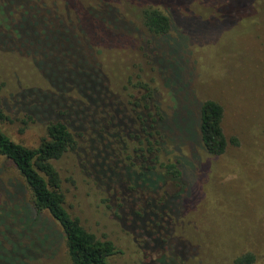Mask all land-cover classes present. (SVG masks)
<instances>
[{
    "label": "rangeland",
    "instance_id": "rangeland-1",
    "mask_svg": "<svg viewBox=\"0 0 264 264\" xmlns=\"http://www.w3.org/2000/svg\"><path fill=\"white\" fill-rule=\"evenodd\" d=\"M39 1L48 15L56 8L48 6L53 0ZM113 4L122 19L116 28L125 37L105 57L108 62L101 56V70L117 101L111 115L118 120L122 110L128 125L101 121L105 133L100 144L95 126L73 123L77 149L52 161L65 209L87 232L113 243L119 253L108 264H156L162 253L143 252L139 240L127 231L119 205L127 206L131 197L156 200L181 191L170 234L191 248L192 255L183 264H232L247 252L255 256V264H264V0H113ZM149 7L169 19L166 34H152L144 26L142 11ZM22 15L18 2L0 0V107L7 117L0 130L13 142L36 148L45 137L46 121L36 118L37 100L22 92H46L49 86L31 58L11 48L17 45L13 29ZM29 29L37 31L38 25L31 23ZM207 100L223 108L228 145L218 157L205 150L199 136V110ZM148 113L164 136L160 162L177 164L182 176V185L170 182L155 193L139 181L136 192L131 191L134 184L125 185L123 179L128 157L139 152L122 132L140 134L139 117ZM103 145L108 146L110 167L103 170L109 177L111 172L107 187L93 175L105 156L100 151ZM131 168L139 174L138 166ZM27 198L19 173L0 158V212L6 210L9 227L3 233L0 225V256L15 243L27 258L32 241L42 240L45 252L26 264H71L62 234L46 215L28 224L32 215Z\"/></svg>",
    "mask_w": 264,
    "mask_h": 264
},
{
    "label": "trees",
    "instance_id": "trees-1",
    "mask_svg": "<svg viewBox=\"0 0 264 264\" xmlns=\"http://www.w3.org/2000/svg\"><path fill=\"white\" fill-rule=\"evenodd\" d=\"M9 1L18 2L23 13L13 29L17 45L11 48L19 55L31 58L49 90L22 92L24 96L37 100L35 115L36 118H44L46 121L45 137L36 148H29L13 142L0 130V158L14 166L29 193L26 208L32 219L28 224L34 225L40 216L46 215L62 234L71 264H108L109 259L119 253L118 250L112 242L99 240L87 232L77 219L69 215L64 207L59 174L52 161L77 149L78 134L72 132L74 122L79 127L84 121L91 127L95 126L100 144L104 141L102 137L105 133L101 121H106L108 125H128L122 110L117 115L118 120L111 115V108L117 101H113L112 94L108 92L101 70L103 57L104 61L108 60L105 57L123 43L125 36L116 28L121 22L117 20L122 19L113 6V0H51L52 4L48 6L56 5V8L49 11L50 15L44 9L42 1ZM142 18L144 26L152 34L164 35L169 30V19L156 9H144ZM31 23L38 25L37 31L29 29ZM35 32L37 38L34 36ZM46 62V68L40 67ZM143 88L147 91L145 86ZM69 93H73L76 98L70 97ZM149 95L147 92L143 96L146 104L150 101ZM153 117L150 113L145 118L139 117L140 134H132V130L127 129L121 135L132 140L136 145L135 152H139L135 157H128L129 165L123 177L125 185L130 181L134 184L129 187L131 191L136 192L138 181L152 193L170 182L182 185L177 164L160 162L159 154L164 136ZM6 118L0 107V123ZM222 120L223 108L217 102L207 100L201 105L200 141L210 155L217 157L224 154L228 145ZM121 127L123 131L124 128ZM231 143L237 144L234 139H231ZM107 150L108 146L101 147L100 151L105 156L98 164V171L93 174L104 186L111 180V172L109 177L108 172L103 170L105 166L108 171L110 169ZM135 166L140 168L139 174L134 170L130 172L131 167ZM120 183L121 180L117 179L116 187L121 195L123 191L119 188ZM113 194L112 192L111 195ZM182 195L181 191L172 195L164 193L156 200L147 201H134L131 197L127 206L122 203L119 205V212L122 211L126 217L125 225L128 230L125 229L139 240L143 252L152 253L158 250L162 253L156 264H183L192 255L187 243L172 240L170 234L171 224L176 218L174 207L179 208ZM0 213V225L3 226V233H7L9 227L4 217L8 214L5 209ZM120 218L122 219V214ZM32 243L34 246L27 258L25 250L11 243V250H3L0 261L4 264H26L27 259L36 260L45 249L42 240ZM255 261V256L247 252L236 257L232 264H255Z\"/></svg>",
    "mask_w": 264,
    "mask_h": 264
}]
</instances>
